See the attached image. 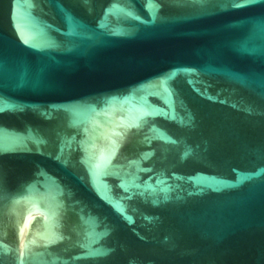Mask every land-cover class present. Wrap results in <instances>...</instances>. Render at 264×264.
<instances>
[{"label": "water", "instance_id": "water-1", "mask_svg": "<svg viewBox=\"0 0 264 264\" xmlns=\"http://www.w3.org/2000/svg\"><path fill=\"white\" fill-rule=\"evenodd\" d=\"M0 264H264V0H0Z\"/></svg>", "mask_w": 264, "mask_h": 264}]
</instances>
